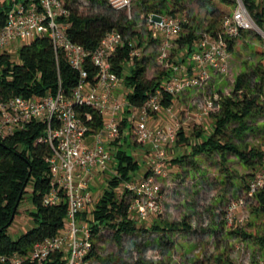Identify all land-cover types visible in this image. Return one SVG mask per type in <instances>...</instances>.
<instances>
[{"label":"built area","instance_id":"obj_1","mask_svg":"<svg viewBox=\"0 0 264 264\" xmlns=\"http://www.w3.org/2000/svg\"><path fill=\"white\" fill-rule=\"evenodd\" d=\"M6 2L11 4V8L7 23L0 31V54L5 51L10 53L9 47L13 44H17L19 49L23 43L49 34L56 50L63 51L71 66L79 72L78 85L71 95H67L61 87L54 94L15 96L0 103L2 138L25 129L31 122L47 124L46 134L39 139L52 147L51 155L46 158L52 174V189L45 196L44 204L58 205L64 195L69 204L65 227L56 236L36 243L30 261L33 264H52L53 255L59 254L61 264H92L93 258L88 257L94 248L95 237L81 214L95 205L92 186L95 178L104 173L114 160V141L119 138L120 124L126 117L125 98L121 99L116 93L122 89L123 79L113 69L111 60L124 44L125 37L120 30H111L100 46L92 51L72 41L66 33L67 25L59 21L60 16L70 15L63 0H0V6ZM107 2L118 9L131 8L133 4V0ZM257 2L264 6V0ZM147 18L155 29L153 36L157 39L163 36L160 62L167 61L164 66L170 75L162 88L152 92L143 106L128 117L130 122L135 123L138 140L151 144L156 155L152 163L153 173L138 175L125 185L124 197L139 220L148 219L161 207L162 186L159 177L165 175L166 146L177 140V130L150 125L152 114L165 108L164 95L176 97L190 89H203L215 74L229 73L233 53L229 43L242 37L243 31H255L264 38V27L259 25L244 0H235L234 10L223 17L215 32L203 30L186 58L171 60L170 51L184 31L185 20L179 16L156 13ZM131 56H141V53L133 48ZM90 61L96 67L94 81L90 79L87 69ZM219 100V94L210 96L201 108L206 113L216 110ZM77 106H89L99 111L104 121L103 128L94 130L87 123L93 120L92 114H86V120L83 119L78 114ZM167 110L171 111L172 106ZM89 139L92 141L89 142ZM263 186L264 173L251 182L246 197L253 198ZM243 204L245 199L230 205V220L232 213ZM1 259L11 264H23L25 261L19 254ZM260 264H264V261Z\"/></svg>","mask_w":264,"mask_h":264},{"label":"trees","instance_id":"obj_2","mask_svg":"<svg viewBox=\"0 0 264 264\" xmlns=\"http://www.w3.org/2000/svg\"><path fill=\"white\" fill-rule=\"evenodd\" d=\"M39 2V0H36ZM70 10L69 16H60L61 23L67 25L66 33L69 38L82 44L89 50H96L104 36L111 30H120L125 37L124 44L119 47L112 57L113 69L122 77L126 88V117L120 124V136L114 141L116 146L114 160L111 165L113 171L107 178V186L98 197L95 205L81 214L82 220L89 223L94 233L95 240L104 226L112 227L115 236L120 239L124 234L135 233L138 221L133 216L129 201L124 197L126 183L135 179L142 169V162L132 153L128 144V135H124L126 128L131 123L128 117L134 110L143 106L150 94L167 81L170 71L160 72L156 79L147 80L146 74L149 63L146 58L134 56L131 52L139 38L135 31L137 22L117 11L110 13H95L85 15L75 6L77 0H63ZM96 2L98 0H89ZM108 7L107 0H103ZM183 0H139V5L147 15L152 13L160 15H176L174 4H181ZM225 3L235 4V0H222ZM248 8L255 15L260 26L264 27V6L257 0H244ZM11 4L6 2L0 6V31L7 23L8 10ZM218 15H214L206 30L215 32L219 27ZM184 27H189L184 23ZM243 31L242 36H247ZM131 34L132 36H128ZM199 33L194 28L188 33L183 32L179 41L183 49H187L184 56L194 49ZM237 41H230L229 49L234 50ZM140 44V42H139ZM259 63L253 68L251 74L245 70L236 78V85L231 95L220 96L219 110L214 114L212 132L202 128L194 144L186 137L183 130L178 132L180 143L191 144L190 155L196 157L214 152L221 156L223 168L227 170L228 154L238 157L244 166L257 169L264 166V149L246 143V135L257 129L264 131V123L256 125L258 117H264V103L261 96L264 93V51H256ZM186 58V57H185ZM90 79L94 81L96 67L90 62L87 64ZM79 82V72L74 69L63 51H57L49 34L36 37L34 40L23 43L18 49L16 59L7 51L0 54V103L15 96H44L54 94L62 87L67 95H71ZM173 95L165 94L163 105L165 108L172 106ZM78 114L86 120V114L91 113L93 120L87 123L94 130L102 129L104 121L99 111L89 106H77ZM215 110V111H216ZM47 124L40 121L31 122L25 129L17 131L6 138L0 136V264H11L2 261L4 256L19 254L25 261L23 264H33L30 254L34 245L47 238L59 234L65 227L69 204L67 199H62L58 205L44 204L45 196L52 189V174L46 158L51 155L52 147L39 139L46 134ZM231 132V135H230ZM264 134V133H263ZM234 138L245 142L242 146ZM123 143H118L121 140ZM119 144V145H118ZM189 154H182L174 163H184ZM111 166H109L111 168ZM110 168H108L110 170ZM108 170V171H109ZM107 174V170L105 171ZM109 173V172H108ZM148 174V173H147ZM253 176H256L254 174ZM250 184L245 185L246 193ZM32 195L33 209L29 211L33 225L14 238L10 228L19 214L26 195ZM256 201L254 212L264 215V186L254 194ZM139 220V219H138ZM226 221H224V224ZM157 230H189L191 224L184 219L182 222H160L154 225ZM233 234L244 239H250L259 245L264 257V234L250 233L238 228ZM96 254V243L88 258ZM52 264H61L59 254L53 255ZM257 263V260H254Z\"/></svg>","mask_w":264,"mask_h":264},{"label":"rangeland","instance_id":"obj_3","mask_svg":"<svg viewBox=\"0 0 264 264\" xmlns=\"http://www.w3.org/2000/svg\"><path fill=\"white\" fill-rule=\"evenodd\" d=\"M75 6L85 15L95 13H110L117 11L123 13L137 22L135 31L139 38L135 42L136 49L149 63L146 78L156 79L160 72L166 68L160 62L161 41L153 36L155 29L149 23L148 15L139 5V0H133L131 8L118 9L108 7L103 0L90 2L77 0ZM176 15L184 19L189 27H184L185 33L194 28L201 33L207 29L214 15H218L220 24L223 17L231 13L235 4L225 3L222 0H183L181 4H174ZM247 36L237 39L227 74H215L210 83L203 89L188 90L179 95L172 107L170 115L175 113L173 119L167 115V123L162 121L161 127L183 130L190 143L197 141L196 134L207 129L212 132L214 114L219 110L205 112L201 105L206 98L215 94L220 96L231 95L235 89L237 76L245 70L251 74L259 63L256 51H264V38L255 31L247 32ZM128 36H132L129 34ZM180 38V37H179ZM179 38L170 51L171 60L180 58L187 49H183ZM140 42V44H139ZM13 59L18 55L17 44L9 47ZM183 58V57H181ZM264 63V60H263ZM117 95L124 99L125 85L117 90ZM264 103V93L261 96ZM158 113L152 114L150 125L154 126ZM165 115V113H164ZM256 125L264 123V117H258ZM154 121V122H153ZM169 122V123H168ZM135 123L126 128L124 135H128V144L132 153L142 162L139 176L153 173L152 157L156 155L151 144L141 143L135 133ZM264 131L257 129L246 135V143L264 149ZM231 135V132H230ZM177 140L166 146L165 175L160 176L162 186L160 209L148 219L138 220V229L135 233L124 234L118 239L112 227L104 226L99 232L96 243V254L92 264H260L264 261L259 245L250 239H244L233 234L238 228H243L250 233L264 234V215L255 213L256 201L246 197L245 185L264 173V166L255 170L247 168L234 154L229 153L227 170L223 168L221 156L214 152L192 156L191 144L180 143ZM235 142L244 146L246 143L237 138ZM90 141V139H89ZM122 139L118 143H123ZM119 145V144H118ZM189 154L184 163H174L173 159ZM113 164V163H112ZM111 164V165H112ZM110 165V166H111ZM110 168V167H109ZM107 169V174L100 173L92 186L95 197L104 191L107 178L113 171ZM109 170V171H108ZM109 172V173H108ZM256 174V176H253ZM22 203L19 214L10 228L14 238L22 235L33 225L29 211L33 209L31 188ZM245 199L232 213L229 219V209L233 202ZM134 217L137 215L133 214ZM137 218V217H136ZM184 219L191 224L189 230H157L154 228L160 222H182ZM224 221L226 223L224 224ZM257 260V263H254Z\"/></svg>","mask_w":264,"mask_h":264},{"label":"crops","instance_id":"obj_4","mask_svg":"<svg viewBox=\"0 0 264 264\" xmlns=\"http://www.w3.org/2000/svg\"><path fill=\"white\" fill-rule=\"evenodd\" d=\"M162 37H163L162 35L159 36V40H160V41H162ZM180 57L185 58L186 56H184V54H181ZM190 90H192V89H190ZM179 95H180V94H179ZM179 95L176 96V97H173V104H172V107H173L174 103L177 101ZM171 111H172V110H171ZM168 112H170V111L167 110V108H163L162 111L158 113V114H160V115H158V117H157V119H156L157 122H155V125H154L155 128H161L160 125H161L162 121H165V122L167 121L166 117L168 118L167 115H170ZM164 113H165V115H164ZM170 117L173 119V117H175V113H174V114H171ZM153 122H154V121H153ZM166 123H167V122H166ZM168 123H169V122H168ZM151 126H152V125H151ZM162 128H166V127H162ZM167 128H168V127H167ZM91 141H92V139H90L89 142H91ZM150 146L152 147V145H150ZM152 149H153V147H152ZM153 151H154V149H153ZM154 154H155V151H154ZM153 160H154V158L152 157V161H151L152 163H153Z\"/></svg>","mask_w":264,"mask_h":264}]
</instances>
